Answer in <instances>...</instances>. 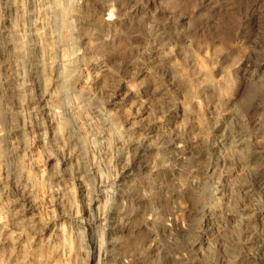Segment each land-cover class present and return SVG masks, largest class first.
<instances>
[{
	"label": "rangeland",
	"instance_id": "obj_1",
	"mask_svg": "<svg viewBox=\"0 0 264 264\" xmlns=\"http://www.w3.org/2000/svg\"><path fill=\"white\" fill-rule=\"evenodd\" d=\"M262 79L264 0H0V264H264Z\"/></svg>",
	"mask_w": 264,
	"mask_h": 264
},
{
	"label": "bare ground",
	"instance_id": "obj_2",
	"mask_svg": "<svg viewBox=\"0 0 264 264\" xmlns=\"http://www.w3.org/2000/svg\"><path fill=\"white\" fill-rule=\"evenodd\" d=\"M250 2V1H249ZM227 17V16H226ZM240 19L236 18L235 16L233 17H227L225 20L226 24V32L225 35L228 37L231 35V32L235 29L237 25L240 24ZM248 31V30H247ZM219 47V46H217ZM216 47V48H217ZM222 47V46H221ZM227 50V49H226ZM225 52V51H224ZM231 52V51H230ZM216 54V53H215ZM232 59V58H231ZM209 60V59H208ZM196 61V60H195ZM199 61V60H198ZM215 61V60H214ZM213 61V63H214ZM197 62V61H196ZM229 62V61H228ZM196 64V63H195ZM230 64V63H229ZM199 65V62H198ZM216 65V64H215ZM203 66V65H201ZM213 66V65H211ZM200 67V66H198ZM201 68V67H200ZM203 71V77H202V84L205 85L207 89H205L206 92H202L203 94V105L207 108L215 109L216 107L219 109L224 110V104L226 105V99L229 98V96L232 93V85L234 84V79H233V74L231 73V70H229L228 66L222 67L221 71H219V74H216L213 67H202ZM220 70V69H219ZM196 72V71H195ZM201 74V73H200ZM198 77L196 76H191V79L189 81L190 83V88L193 89L195 93H198L201 90H198L199 82L197 80ZM241 79V78H240ZM242 81V79H241ZM124 86V85H123ZM122 86V87H123ZM238 87V86H236ZM235 87V88H236ZM234 88V90H235ZM240 88V86H239ZM238 88V89H239ZM244 89V88H243ZM236 91V90H235ZM244 91V90H243ZM234 92V91H233ZM199 94V93H198ZM243 94V93H242ZM192 95V94H191ZM195 95V94H194ZM196 97V96H195ZM194 97V98H195ZM241 98V97H240ZM240 101V100H239ZM236 104V103H235ZM261 104H264V80H259L257 82H252L250 83L247 88H245L244 95L240 101V108L244 112H248L249 109H251L254 106H260ZM198 106V104H195ZM222 105V106H221ZM193 106V105H192ZM200 106V105H199ZM221 107V108H220ZM194 109V107H191ZM199 110V108H196ZM221 109V110H222ZM226 109V108H225ZM212 111V110H211ZM230 111V110H229ZM225 112V111H224ZM228 112V111H227ZM249 116V114H248ZM264 116V115H263ZM227 117V116H226ZM243 117V115L241 116ZM203 118V117H202ZM204 119V118H203ZM240 119V117H239ZM238 119V120H239ZM243 118H241L242 120ZM201 120V119H200ZM261 120V119H260ZM245 121V120H244ZM260 122V121H259ZM243 123V122H242ZM199 124V123H198ZM235 125V124H234ZM242 125V124H241ZM199 126V125H197ZM201 126V124H200ZM239 126V125H238ZM201 128V127H200ZM204 128V127H203ZM246 129V127H245ZM263 136V134H262ZM261 139V138H260ZM260 142V141H259ZM237 154V153H236ZM238 156V155H237ZM264 190V189H263ZM264 194V192L262 193ZM264 202V201H263ZM1 218V217H0Z\"/></svg>",
	"mask_w": 264,
	"mask_h": 264
}]
</instances>
